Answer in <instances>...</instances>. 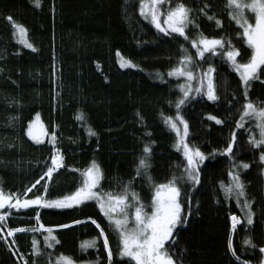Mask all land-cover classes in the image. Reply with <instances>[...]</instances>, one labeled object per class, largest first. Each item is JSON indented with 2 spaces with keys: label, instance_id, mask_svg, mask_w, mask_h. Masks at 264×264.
<instances>
[{
  "label": "trees",
  "instance_id": "1",
  "mask_svg": "<svg viewBox=\"0 0 264 264\" xmlns=\"http://www.w3.org/2000/svg\"><path fill=\"white\" fill-rule=\"evenodd\" d=\"M184 3L192 9L190 18L198 26L189 24L188 41L179 34L159 32L150 18L140 15V0H40V7L32 0H0V189L27 199L41 194L49 200L71 195L83 181L77 170H83L95 159L103 171L101 190H118V183L132 181L133 188L148 205L145 211L150 212L151 188L143 175L133 180L144 144L155 142L148 173L156 183L166 182L173 175L180 177L186 163L182 150L173 146L176 133L161 117V113L173 117L176 114L175 102L181 96L177 85L184 78L168 76V71L182 54L179 46L183 43L185 54L194 57L193 69L198 67L203 72L212 64L217 99L212 101L203 92H196L181 106V114L189 125L185 140L190 146L199 147L206 159L200 165L199 183L193 187L185 178L180 185L184 212H188L189 196L194 211L187 223L174 229L176 239L166 241V245L179 264H238L227 248L231 232L233 248L242 260L261 264L264 162L259 157L264 146L254 148L249 143L250 133L259 139L255 118L242 120V126L237 127L245 102V89L238 74L219 56L206 53L204 57H195L196 49L190 41L198 38L199 33L230 38L238 48L247 50L240 57L242 62L248 59L250 49L236 36L242 29L230 19L227 0ZM205 4L210 6L208 14L220 18L219 27L200 12ZM166 8L165 3L162 11ZM250 22H255L254 15L250 14ZM13 23L27 29L35 51L14 38ZM121 57L130 59L137 67H120ZM158 73L162 79L157 78ZM248 94L264 107V75L252 82ZM78 111L85 115L96 135H89L83 122L76 119ZM37 113L39 122L33 130L39 140H33L26 129ZM211 116L222 123L217 124ZM180 128L183 134V126ZM53 132L64 159L46 189L44 178H40L49 166L52 146L48 140ZM233 134L234 160L249 164L247 169H239L254 213L253 223L247 228L236 199L226 200L219 183L229 181L228 170L233 161L223 154V149ZM214 149L217 151L212 154ZM25 189L29 190L27 194ZM36 207L0 208V212L9 213L1 223L0 237L5 228L31 229L40 223L45 227L69 226L53 228L58 243L51 249L43 242V229L37 233L19 231L6 240L0 238V264H32L34 237L44 252L35 258L36 264H48L60 253L71 256L76 264H109L103 237H99L100 229L92 223L93 219L109 240L113 264H135L119 255V236L95 200L71 208H41L39 221ZM230 214L241 218L236 230L230 228ZM73 220L80 223L71 224ZM93 237H97V246L82 249L81 242ZM245 237L251 238L254 248L243 245Z\"/></svg>",
  "mask_w": 264,
  "mask_h": 264
},
{
  "label": "snow or ice",
  "instance_id": "2",
  "mask_svg": "<svg viewBox=\"0 0 264 264\" xmlns=\"http://www.w3.org/2000/svg\"><path fill=\"white\" fill-rule=\"evenodd\" d=\"M32 2L40 7V0H32ZM167 4L166 10H163L164 4ZM209 5L205 4L200 9V12L211 20H215L216 25H221V20L216 18L215 14L208 15ZM226 7L229 9L228 15L231 20L239 26L242 31H238L236 36L244 41V44L250 49V55L245 61H241L240 57L246 54V49L238 48L229 38L208 37L203 33H199L198 38L191 39V46L195 48V57H204L206 53H210L214 57L219 56L222 60L229 63L240 78L244 91V104L240 112V118L237 119V127H241V121L248 118H255L256 129L259 131V139H256L253 134H249V143L254 147L264 146V107L260 106L259 102L253 101L249 98L248 88L254 80L259 79V75H264V0H227ZM140 15L145 19H149L152 25L162 33L171 36L172 34H179L185 41L189 40L186 30L189 24L195 25L191 19L192 9L189 8L184 0H140ZM250 14L254 15V23L250 22ZM11 20V17H8ZM162 21V22H161ZM14 38L23 44L24 47L35 51L34 44L30 42L27 36V29L19 23H13ZM178 38V37H174ZM181 55L177 63L168 71V76L183 77V82L179 83L177 87L180 89L181 96L175 102L176 114L173 116H166L161 113L165 124L176 133V140L174 147L178 151L182 150L184 163L180 177L175 175L169 177L166 182L156 183L151 175L148 173L150 168V158L152 151V144L155 142L145 143L142 148V154L138 157L135 166V176L133 180L143 175L146 182L152 190L151 195V211L146 212L148 207L143 202L139 193L135 191L132 186V181L118 183V190L109 189L104 192L99 188L103 171L101 166L93 159L83 170L80 171L83 177L82 183L76 188L71 195L55 199H46L43 194L36 195L31 199L20 198L18 193L5 194L3 189H0V208L8 205L9 208H29L30 205L37 206L36 219H40L41 208H71L72 206L82 205L86 201L95 200L97 206L104 217L108 220L109 225L113 228L119 236V255L128 257L135 264H179V261L174 260L173 250L166 245V241L175 240L176 234L174 229L178 225L187 223L190 214L194 211L191 199L189 196L186 205L188 212H184L185 204L183 202V190L180 186L186 178L189 183L195 187V184L200 181V165L204 163L206 155L199 147L190 146L185 140L189 132L188 122L181 114V106L187 102L190 95L196 92H203L209 100H216V85L213 80L214 68L209 64L208 68L201 72L198 67L193 69L194 57L187 53V49L183 43L180 44ZM225 48L227 50H225ZM119 56V51L117 52ZM120 67H137L130 59L121 57L118 61ZM197 73H200L197 79ZM157 78L162 76L158 73ZM205 85L207 90L205 91ZM139 117V113H137ZM11 119V117H10ZM76 119L83 122L86 132L89 135H96L95 131L87 124L86 117L83 113L77 112ZM142 119V117L140 118ZM210 119L216 120L217 124L222 123L221 120L215 116ZM39 122V113H37L32 121H29L26 134L33 140H39V135L33 130L34 124ZM180 125L183 126V134H181ZM43 129L42 124L40 125ZM55 127V126H54ZM55 133L53 132L50 142L53 145V152L51 156V165L48 167L46 175L51 176L56 168H59L63 162L64 157L55 146ZM235 143V134L229 139L227 147L223 149V154H227L232 164L228 170L229 181L225 183L220 181L221 191L224 193L225 199L229 197L235 198L237 206L244 213L246 220L245 228L253 223V211L251 208V201L247 199L245 191V184L242 181L239 169H247L248 163L235 161L233 158V149ZM217 150H213L215 154ZM211 155V154H210ZM261 162H264V152L260 153ZM45 188L48 185L45 184ZM29 190L25 189V194ZM191 193V189H189ZM243 198V200H241ZM198 203V202H197ZM9 215L7 212H0V223L5 221ZM231 229L236 230L240 224V217L236 214H230ZM91 219V217H88ZM80 221L73 220L71 224H79ZM92 223L100 229L99 237H104V249L107 252L109 264H113V253L110 250L109 240L105 235L104 229L96 220ZM69 225H55L45 227L40 223L36 228H8L7 235L12 236L18 231H32L33 233L44 230L46 234L43 235V242L47 248L51 249L54 243H58L57 237L53 232V228H67ZM2 238V237H0ZM97 237L81 242V248H95ZM243 245L255 247L250 237H245ZM228 251L235 258L238 264H249V261L242 260L241 256L233 248V236L230 232L227 243ZM243 251V249H241ZM264 253V247L260 248ZM32 264H36V257L43 255V250L38 246V241L34 237L32 240ZM51 253L48 256L51 257ZM48 264H76L71 256L60 253L55 257V260L49 259ZM264 264V259L261 260Z\"/></svg>",
  "mask_w": 264,
  "mask_h": 264
},
{
  "label": "rangeland",
  "instance_id": "3",
  "mask_svg": "<svg viewBox=\"0 0 264 264\" xmlns=\"http://www.w3.org/2000/svg\"><path fill=\"white\" fill-rule=\"evenodd\" d=\"M208 15H213V14H208ZM216 16V15H215ZM206 18H207V16H205ZM216 18H218V19H220L219 17H217L216 16ZM207 20H209L208 18H207ZM210 21V20H209ZM211 22H213L215 25H216V23H215V20H211ZM217 26V25H216ZM218 27V26H217ZM199 78V76H197V79ZM56 80H57V66H55V68H54V82H56ZM207 90V88H206V85H205V91ZM57 93V92H56ZM181 129V128H180ZM52 135L53 134H50L49 135V144L52 146V152H53V145H52V143L50 142V138L52 137ZM55 138H56V135H55ZM55 146H56V148L60 151V153L62 154V152H61V150L58 148V146H57V138L55 139ZM51 156H52V153H51ZM51 156L49 157V160H48V162H49V166L51 165ZM63 156V155H62ZM48 166V167H49ZM61 167V166H60ZM59 167V168H60ZM59 168H56L55 169V171L57 170V169H59ZM54 171V172H55ZM46 172H47V170H46ZM46 172L44 173V175L40 178V179H42V178H44V180H45V184H47V183H49V181H50V178H51V176L49 177V176H47L46 175ZM53 174V173H52ZM39 181V180H38ZM37 181V182H38ZM36 182V183H37ZM230 222H231V220H230ZM3 223V222H2ZM0 226H1V223H0ZM21 228V227H20ZM230 228H231V224H230ZM2 231V238H3V240H6V239H8V238H11L12 236H8L7 235V231H8V229L7 228H5V229H3V230H1ZM19 232V231H18ZM16 233V232H15ZM14 234V233H13ZM103 240H104V238H103ZM15 255L16 256H18L19 257V254H17V253H15ZM21 261H23V259L21 258Z\"/></svg>",
  "mask_w": 264,
  "mask_h": 264
},
{
  "label": "bare ground",
  "instance_id": "4",
  "mask_svg": "<svg viewBox=\"0 0 264 264\" xmlns=\"http://www.w3.org/2000/svg\"><path fill=\"white\" fill-rule=\"evenodd\" d=\"M104 238V237H103Z\"/></svg>",
  "mask_w": 264,
  "mask_h": 264
}]
</instances>
